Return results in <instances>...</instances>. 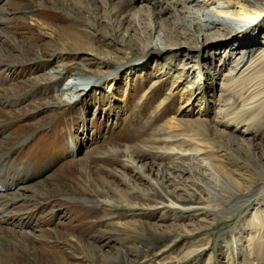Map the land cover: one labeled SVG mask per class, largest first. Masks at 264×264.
Listing matches in <instances>:
<instances>
[{"label": "rangeland", "instance_id": "rangeland-1", "mask_svg": "<svg viewBox=\"0 0 264 264\" xmlns=\"http://www.w3.org/2000/svg\"><path fill=\"white\" fill-rule=\"evenodd\" d=\"M118 1L0 0V154L14 148L7 162L0 163V171H8L0 180L21 183L27 177V185L34 186L9 191L25 198L8 211L40 219L29 237L20 232L1 236L0 264H264V137L243 136L252 145L251 156L241 154L245 168L233 172L219 163L224 158L217 152L223 146L232 155L244 153L245 143L232 140V135L170 136L180 133L178 125L183 127L178 119L214 117L220 108L213 101L218 87L206 96L210 112L200 116L201 101L191 114L178 108L191 76L178 84L176 72L171 73V83L181 84L174 93L178 102L164 108L160 105L171 83L163 84L160 98L143 104L140 99L147 92L138 91L145 82L140 62L98 76L97 66L88 62L92 55L100 58L109 52V59L116 54L132 60L116 40L106 38L111 48L105 46L96 20L101 21L108 5L110 11L116 9ZM143 6L147 4L130 0V15ZM59 30L75 35L66 36L69 45L65 36L52 34ZM70 40H77L83 50L71 47ZM69 78H80L85 85L62 90ZM167 109L172 112L164 117ZM162 126L168 127V135L156 136ZM146 127L156 130L137 138ZM132 146L140 151H130ZM254 179L257 187L245 199L250 205L242 203L244 197L237 192ZM12 194L0 190L6 203ZM102 203L137 210H109ZM160 204L177 213L156 209ZM203 208L218 212L210 216L206 210L195 211ZM143 226L189 233L176 244L175 235L149 233V239H132L131 232L140 234ZM112 234L119 241L108 242Z\"/></svg>", "mask_w": 264, "mask_h": 264}, {"label": "bare ground", "instance_id": "bare-ground-1", "mask_svg": "<svg viewBox=\"0 0 264 264\" xmlns=\"http://www.w3.org/2000/svg\"><path fill=\"white\" fill-rule=\"evenodd\" d=\"M133 1L143 5L145 3L147 6L135 9L130 15V0H119L116 9L114 8V10L110 11V5H108L101 21L99 18L96 19L101 22V32L102 36L104 35L102 39L105 46L111 48L109 45L111 43L107 44L106 38L110 42L116 40L119 46L123 48L125 54L132 60L116 54L109 59L106 57L109 52H103V54H100V58L92 55L88 62H90L91 66H97L98 76L104 75V70H111L115 66L122 67L130 65L132 62L134 64L140 62L139 64L144 68L139 74L142 73L145 82L138 88V91L147 92L141 96L140 100L143 104H150L160 98L159 94L163 90V84L167 86L171 83L172 72H176L177 75L174 83H178L181 80L186 81L191 76V80H188V85L182 89L181 96H184V99L182 102L180 101L182 105L178 107L183 109L182 113L188 112L191 114V109L200 101L201 106L197 114L202 116L207 110L209 113L211 101H207L206 96L217 90L218 87V99L214 98L213 101L216 103L214 106L217 105L220 108L214 112V117L212 115V119L209 121H199L197 119L182 121L178 119V124H182L183 127L178 125L177 127L181 128L179 130L180 133L170 136L174 138L180 137V135L183 138L192 136L199 139L212 134L232 135L229 136L232 140L245 143L242 145L245 148L244 153L237 151L238 154L232 155L228 149L219 146L217 147L218 157L224 158V161H219V163L232 168L233 172L244 170L245 166L241 165L240 161L241 154L250 157L249 153L251 151L249 147L252 145L249 146V141L245 140L243 136H254L259 139L264 137V0H223L222 2L220 0ZM213 6L216 7L218 12L214 11ZM38 11H42V8H38ZM118 17L122 19L118 20ZM216 17L220 20L216 19ZM229 20L233 24L236 22L238 25L235 24L234 26L236 27H233ZM259 26L260 28H257ZM68 33L64 30H59L53 31L52 34L58 37L65 36L63 37L66 40L65 43L69 45V39H66V36L70 35L73 38L75 35ZM69 43L75 50H83L77 40H70ZM10 61L11 58L8 57V63L14 64L13 61ZM113 62L115 65L112 64ZM151 62H156L155 66ZM9 64L8 67H11ZM160 70L162 71L158 72ZM149 71H154L157 75L154 74L152 77L148 75ZM174 83H171L169 92L164 94L165 97L163 96L164 99L160 108L177 101L174 93L181 84L175 86ZM145 86H147V89L144 91ZM170 112L172 111L167 109L164 117ZM185 115L182 114V116ZM157 119H161V116ZM168 124H170V121H168ZM167 128L162 126L155 135L167 136L169 133ZM155 130L156 128L154 127L143 128L137 138L147 137ZM133 137L132 140L134 139ZM177 140L180 141L181 139ZM152 141L158 140L152 139ZM181 141L183 143L186 142L184 140ZM259 141L257 145L262 147V140ZM188 142L191 143V141ZM203 146L200 147L205 150L206 147ZM12 151H14V148L7 153L0 154V163L7 162V157ZM130 151L139 152L140 149L137 146H132ZM164 154L167 155L166 153ZM6 167L8 168V166ZM6 173H8L6 170L0 171V175L3 174L2 176H7ZM6 180H0V190L8 191V194H12L9 191L13 192L15 188H20L18 185L22 187L19 192H25L34 186L27 185V177L21 183L17 182V180H11L10 183H7ZM256 187L257 184L254 179L249 186H243V190L237 192V194L244 197L242 203L248 202L245 199L251 197ZM108 193H112V190H109ZM21 196V193H13L8 197L10 203H6L4 198H0V239L1 236L6 234L5 232L10 233V235L20 232L29 237L32 229L40 222L38 216H29L31 213L28 215L24 213L13 214L8 211L13 205L20 202L22 198H25H21ZM74 201L76 200L69 199L71 203ZM3 203L4 206L2 207ZM102 205L109 210H115V208H118L116 206L125 210H137V207L130 205L116 204L113 206L111 203H102ZM160 205L156 209H165V212L171 215L177 213L175 211L176 208ZM96 208L99 209L101 206L96 205ZM205 210L206 214H210V216L218 212L216 208H203L195 211L203 214ZM141 214L149 216L150 213L143 212ZM175 219H177V216ZM144 226L140 234L136 235L135 231L131 232L133 234L132 239L139 240L144 237L149 239V233L166 236L175 235L173 242L176 244L183 239L182 237L185 234L189 233V231H183L179 234H176L173 230L162 231L159 229L162 226L157 227L153 231ZM113 236L114 234L108 238V242L119 241ZM186 238L188 237H184V239Z\"/></svg>", "mask_w": 264, "mask_h": 264}]
</instances>
